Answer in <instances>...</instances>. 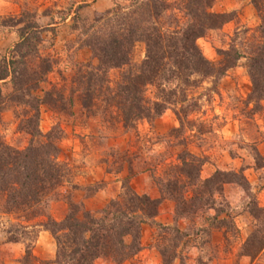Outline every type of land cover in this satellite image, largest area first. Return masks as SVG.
<instances>
[{"label": "rangeland", "instance_id": "374dc122", "mask_svg": "<svg viewBox=\"0 0 264 264\" xmlns=\"http://www.w3.org/2000/svg\"><path fill=\"white\" fill-rule=\"evenodd\" d=\"M130 1L0 0V60L18 41L19 26H15V21L21 12L34 14L35 21L43 29L38 57L48 58L52 65L35 95L41 98L44 91H49L51 101L40 107L39 131L44 135L56 127L62 132L56 143L59 149L56 161L63 165L64 173L61 186L52 193L47 204L42 205L41 215L26 219L28 215L24 213H4L0 200V264H55V242L40 226L46 220L45 215L60 221L67 213L69 203L79 204L82 210L97 214L121 192L126 172H115L122 156L130 159L136 171L146 169L145 173L136 175L144 178V183L138 178L134 184L140 191L137 193L147 194L150 198L160 196L154 182L164 176L169 166L177 164L176 156L183 149L205 159L200 171L202 179L210 177L216 170L243 169L253 197L246 196L235 185H225L223 197L236 215L234 230L225 233L214 230L211 238L202 235L175 240L174 232L143 224L141 250L122 264H143L139 254L147 247L158 254V264H163L160 250L165 251L166 256L176 254L177 259L172 264H264V249L252 258L242 255L244 242L261 223L246 213L248 203L254 200L258 207L264 208V172L253 168L252 152L255 148L264 156V112L252 114V104L244 103L251 85L243 61L219 80L218 94L209 91L211 78L191 89L190 95L198 97L199 108L187 117L182 127L172 111L167 110L166 115L164 113L151 125L141 121L135 129L125 132L114 102L110 100L121 70L113 69L105 74L92 70L91 66H97V60L85 43L90 35L103 28L105 20L100 17L105 12L125 7ZM250 1L214 0L211 12H234L236 17L197 41L201 53L213 66L221 60L219 51L229 48L235 29L252 31L258 26L259 19ZM97 19V25L91 27ZM144 50V44H135L132 64L138 65L142 61ZM32 62L41 65L39 59ZM91 71L93 93L84 90ZM0 89L6 96L10 94L11 85L8 81L0 82ZM145 97L153 100L152 87L147 89ZM22 109L30 115L29 107L14 108L11 105L0 114V138L20 150L30 139L18 130L21 117L16 118L15 112L19 114ZM173 129L176 131H171ZM173 216V202L164 200L155 222L172 226ZM157 217L161 219L156 221ZM192 224L189 220H178L176 226L189 234ZM201 224V220H195L196 226ZM13 234L19 242H10L9 236ZM94 264L115 263L98 259Z\"/></svg>", "mask_w": 264, "mask_h": 264}, {"label": "trees", "instance_id": "16d2710c", "mask_svg": "<svg viewBox=\"0 0 264 264\" xmlns=\"http://www.w3.org/2000/svg\"><path fill=\"white\" fill-rule=\"evenodd\" d=\"M250 2L257 13L258 26L252 31L235 29L229 48L219 51L221 60L217 66L203 56L197 41L221 29L236 15L211 12L214 0H131L127 6L110 9L100 17L105 20L103 28L90 35L85 44L97 60V66L90 65L92 70L101 74L121 70L110 100L114 102L125 132L135 129L141 121L151 125L167 110L172 111L182 127L187 117L199 108L198 97L190 95L191 89L211 78L209 91L218 94L219 80L241 61L251 85L244 103L252 104V114L264 112V0ZM35 17L30 12L20 13L15 21V26H19L18 41L0 60V82L8 81L11 85L10 94L6 96L0 89V114L9 105L30 108L29 116L24 109L19 114L15 112L16 118L21 117L18 130L30 137L27 146L16 149L0 138L1 207L4 213H24L28 215L26 219L43 214L42 205L47 204L64 178L63 165L56 161L59 154L56 143L62 132L56 127L44 135L39 131L40 107L51 101V93L44 91L39 98L35 92L50 72L52 62L38 57L43 29ZM97 22L98 19L91 27ZM137 43L144 44L145 50L142 61L135 65L131 63V54ZM33 59H39L44 66L34 64ZM88 75L84 90L93 93V71ZM97 77L100 80L99 75ZM149 87L154 89L152 101L145 97ZM252 152L253 168L264 172V156L255 148ZM176 161L177 164L169 166L164 176L154 182L159 198H150L131 188V178L145 173L146 169L136 171L130 159L122 156L115 172H126L121 192L97 214L82 210L81 205L75 203H69L60 221L44 214L46 220L40 226L55 242L54 263L94 264L98 259H107L122 264L141 250L140 230L146 223L174 232L175 240L202 235L211 238L214 230L233 231L236 215L225 201L223 191L225 185H235L246 196L253 197L243 169L216 170L202 179L204 158L183 149ZM164 200L174 204L172 226L155 222ZM248 206L246 213L257 223L261 222L243 244L242 255L252 258L264 249V208L258 207L254 200ZM196 219L201 220L200 226L195 225ZM178 220L193 223L189 234L176 226ZM9 240L19 242L14 234ZM26 254L28 256V250ZM160 255L163 264H172L177 259L175 253L166 256L163 250Z\"/></svg>", "mask_w": 264, "mask_h": 264}, {"label": "crops", "instance_id": "0c3cea01", "mask_svg": "<svg viewBox=\"0 0 264 264\" xmlns=\"http://www.w3.org/2000/svg\"><path fill=\"white\" fill-rule=\"evenodd\" d=\"M166 114L167 113H165V115ZM169 120L171 121V124H172L171 118H169ZM173 125H175V124H173ZM236 167L237 166H235L234 168H236ZM123 172H125V171H123ZM138 178L140 179L141 182L144 183V178L143 177H140V176L139 177H136L135 176V177L131 178V180H130V186H131V188H134V184L136 183V181H137ZM141 189H144V188H141ZM135 191L136 192H140V191H138L136 189H135ZM153 197L159 198V196H155V195ZM160 219H161V217H157L156 218V221H159ZM167 224H169V223L167 222ZM139 259H141V261H143V264H156V262L158 264V262H159L158 254L153 253V249L152 248L150 249L149 247H147V249H144L143 251H141V253L139 254Z\"/></svg>", "mask_w": 264, "mask_h": 264}]
</instances>
